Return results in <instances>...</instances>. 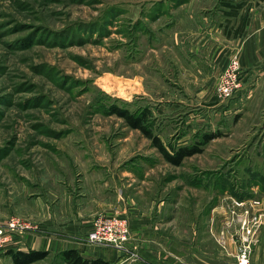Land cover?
<instances>
[{
	"label": "rangeland",
	"instance_id": "obj_1",
	"mask_svg": "<svg viewBox=\"0 0 264 264\" xmlns=\"http://www.w3.org/2000/svg\"><path fill=\"white\" fill-rule=\"evenodd\" d=\"M226 1L242 2L236 18ZM263 3L0 0V219L38 224L44 204L114 180L180 245L221 247L222 204L264 199V99L240 94L242 77L214 95L222 27ZM111 105L148 107L165 144L222 135L174 166Z\"/></svg>",
	"mask_w": 264,
	"mask_h": 264
},
{
	"label": "crops",
	"instance_id": "obj_2",
	"mask_svg": "<svg viewBox=\"0 0 264 264\" xmlns=\"http://www.w3.org/2000/svg\"><path fill=\"white\" fill-rule=\"evenodd\" d=\"M232 54L238 56L241 65L243 87L240 94L247 98L254 94V98L263 100L264 3L249 8L247 23L240 36L227 38L222 31V69ZM113 178L115 179L114 173ZM99 184L101 186L88 198L84 197L82 191L81 198L64 200L56 211L51 212L49 205L44 204L35 220L38 228L16 234L13 244L0 250V264H14L7 250L48 252L45 258L28 264H66L60 258L59 252L68 248L79 250L86 258L109 260L110 264H235L237 244L232 235L238 230L239 218L246 217L243 214L246 209L251 210V213L262 214L256 226L257 231L260 226L259 235L256 234L259 242L251 252L249 264H264V199L231 198L228 203L222 204L225 245L212 252L205 245H180L177 234L173 236L172 232H166L157 216L152 213V203L142 209L134 199L125 197L126 191L122 182L113 180L103 183L101 180ZM107 195L113 197L110 199ZM252 200L258 201V204L251 206ZM235 201L244 204L235 206ZM232 207L236 213H232ZM111 212L127 217L130 225L129 241L121 247L88 243L86 236L93 218L98 214ZM50 256L51 261L48 260Z\"/></svg>",
	"mask_w": 264,
	"mask_h": 264
},
{
	"label": "built area",
	"instance_id": "obj_3",
	"mask_svg": "<svg viewBox=\"0 0 264 264\" xmlns=\"http://www.w3.org/2000/svg\"><path fill=\"white\" fill-rule=\"evenodd\" d=\"M241 65L237 55L232 54L218 77L214 87V95L220 100H228L235 96L241 89ZM243 202L235 201V206L243 205ZM258 204L254 200L251 206ZM249 209L244 210L245 218H239L238 230L232 235L237 244L235 264H249L252 246L256 242V226L262 214L251 213ZM232 213H235L232 210ZM252 215V216H250ZM37 225L16 216L0 219V250L13 244L16 234L27 230L36 229ZM224 232L218 234L217 242L224 247ZM130 239V225L126 216L111 212L96 215L87 233L86 241L90 244L107 245L112 247L124 246Z\"/></svg>",
	"mask_w": 264,
	"mask_h": 264
},
{
	"label": "trees",
	"instance_id": "obj_4",
	"mask_svg": "<svg viewBox=\"0 0 264 264\" xmlns=\"http://www.w3.org/2000/svg\"><path fill=\"white\" fill-rule=\"evenodd\" d=\"M223 5L226 7L224 14L227 17L236 18L243 4L241 1L235 4L226 1ZM228 21L222 27L223 34L227 38H235L242 34L247 23V17L245 14L241 15L235 26H229ZM107 111L109 114L121 117L129 127L138 129L146 138L150 139L151 145L157 149L163 159L174 166L181 165L186 157L202 152L203 146L208 141L222 135L221 131L203 132L199 133L196 140L189 144H173L171 142L165 144L159 135L153 131L154 118L148 107L132 111L124 106L111 105ZM6 252L14 264H28L43 259L48 254L47 251L41 250H7ZM59 256L66 264H110L109 260L102 258L83 257L80 251L75 248L64 249L59 252Z\"/></svg>",
	"mask_w": 264,
	"mask_h": 264
}]
</instances>
